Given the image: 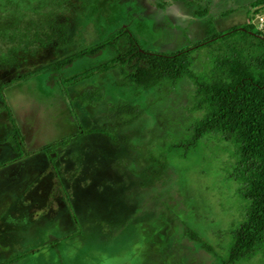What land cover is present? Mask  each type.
Returning <instances> with one entry per match:
<instances>
[{"label":"rangeland","instance_id":"rangeland-1","mask_svg":"<svg viewBox=\"0 0 264 264\" xmlns=\"http://www.w3.org/2000/svg\"><path fill=\"white\" fill-rule=\"evenodd\" d=\"M102 1L97 0L99 4ZM249 1L119 0L118 5L122 12L133 11L132 21L125 24L144 48L169 52L193 45L214 32L248 24L254 9L247 5ZM62 4L57 19L66 22L70 43L42 47L35 41L32 51H17L16 62L0 64V82L100 38L90 22L94 18L91 12L82 16L84 20L77 19V0H64ZM204 7H208L205 15L194 13ZM15 22L20 28L28 23L23 19ZM87 22L92 25L87 26ZM239 32L229 41L242 38ZM244 38H250L254 48L263 46V41L251 35ZM205 51L197 47L190 54L191 68L197 73L206 67ZM109 56L111 52L105 50L100 56L78 59L64 74L71 75ZM116 76L110 72L78 83L69 87L70 95L90 86L106 87L104 80ZM44 78L45 74L37 73L2 90L30 152L25 158L9 161L12 153L4 138L10 125L1 110L0 97V161L8 160L0 168V262L27 251V255L8 264H220L243 204L234 193L236 183L223 178L222 167L233 160L230 147L209 137L202 138L197 149L184 158L166 153L173 170L158 186L146 185L147 177L139 173L141 167L154 165L162 144L181 138L183 126L199 113L189 111L191 82L183 77L175 85L154 89L147 97L148 105H143L147 109L141 118L131 117L121 125L118 121L114 134L117 138L125 135L121 143L94 133L58 148L54 163L71 201L68 209L49 161L37 149L75 134L77 119L84 127L112 125L116 119L103 118L107 104L112 103L106 98L94 107L75 104L74 115L59 89L52 88L56 85L48 86ZM70 210L80 224V233L41 247L49 235L60 237L76 229ZM184 226L195 231L218 256L183 235ZM229 264H264V253L259 251Z\"/></svg>","mask_w":264,"mask_h":264},{"label":"trees","instance_id":"trees-1","mask_svg":"<svg viewBox=\"0 0 264 264\" xmlns=\"http://www.w3.org/2000/svg\"><path fill=\"white\" fill-rule=\"evenodd\" d=\"M63 1L0 0L1 65L16 62L17 51L24 52L27 49L32 51L35 41L42 47L47 45L60 47L70 43L66 22L57 19L64 6ZM118 2L119 0H103L99 4L97 0H77L78 9L75 11L77 19L81 17L80 19L84 20L82 16L90 12L94 18L101 16L98 24H95L98 18L90 21L94 26L90 22L86 23L87 26L90 24L93 28L96 27L95 31L101 34L100 38L91 43H84L69 53L57 56L52 61L16 75L8 81L0 82V97L3 103L1 110H4L10 125L4 138L12 153L9 161L25 158L30 152L23 143L12 110L3 99L2 90L5 86L43 73L47 85H56L52 88L59 89V94L73 114L75 104L81 107H94L105 98L111 99L112 103L107 104L103 118L113 116L116 123L84 127L74 116L78 128L75 134L45 143L36 151L49 161L64 195L66 206L71 209L68 192L54 163L58 148L65 147L76 137L94 133L106 136L112 143H121L125 135L117 138L114 134L116 127L119 126L118 121L121 125L126 119H132L131 117L141 118L142 111L147 109L143 105H148L147 97H150L154 89L163 85H175L184 77L193 86L189 111L199 113L191 116L187 125L183 126L184 135L176 140L167 139L162 144V150H158L159 158L156 163L141 167L139 173L147 177L146 185L158 186L161 181H165L164 176L173 170L168 165L166 153H174L184 158L188 152L197 149L202 138L210 137L225 142L230 147L229 155L233 160L222 167L223 178L236 183L234 193L243 204L240 220L237 226L230 230L226 257L219 258L220 264L246 260L259 251L264 253V35L251 34L250 31L254 32L253 25L245 24L225 30L227 32L224 30L214 32L208 38H202L193 45L175 51L150 50L151 47L144 48L138 42L130 27L125 24L132 21L133 11L122 12ZM263 3L264 0H250L247 3L254 8V11L250 12L251 16L253 12H257L256 7ZM207 8L195 10L194 13L203 16L207 13ZM68 10L67 8L65 11ZM21 19L28 22L22 28L15 22ZM208 24L210 26V22ZM104 29L106 31H103ZM235 32L241 33L242 38L229 41L228 38ZM250 35L263 41V46L254 48L250 38L248 40L244 38ZM197 47L206 48V67L204 66L200 73L191 68L193 61L190 54ZM105 50L111 52V56L106 60L71 75L64 74V71L78 59L94 58ZM110 72L116 73L117 78L104 80L103 85L106 87L90 86L70 95L69 87L98 76L104 77ZM140 99L145 102H139ZM139 121L142 124L141 120ZM138 131L141 133L140 128ZM7 163L8 160L0 161V168ZM71 214L76 229L60 237L49 235L41 247L53 245L80 233V224L73 212ZM183 235L198 241L200 246L214 257L218 256L217 252L188 226H184ZM27 253L25 251L10 256L0 264L11 263Z\"/></svg>","mask_w":264,"mask_h":264},{"label":"clouds","instance_id":"clouds-1","mask_svg":"<svg viewBox=\"0 0 264 264\" xmlns=\"http://www.w3.org/2000/svg\"><path fill=\"white\" fill-rule=\"evenodd\" d=\"M256 8H257V12L256 13L253 12L252 19L247 23L253 25V29H255V31H254L255 33H258L259 35L263 36L264 34L262 32H260L259 30H257V28L255 27L254 20L256 17L260 16L261 13H264V3L260 6H257ZM253 11H254V9H253Z\"/></svg>","mask_w":264,"mask_h":264},{"label":"built area","instance_id":"built-area-1","mask_svg":"<svg viewBox=\"0 0 264 264\" xmlns=\"http://www.w3.org/2000/svg\"><path fill=\"white\" fill-rule=\"evenodd\" d=\"M254 22L257 30L264 34V13H261L260 16L256 17Z\"/></svg>","mask_w":264,"mask_h":264}]
</instances>
